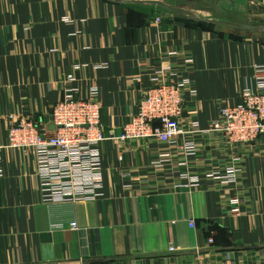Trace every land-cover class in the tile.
Here are the masks:
<instances>
[{
    "label": "crops",
    "instance_id": "0c3cea01",
    "mask_svg": "<svg viewBox=\"0 0 264 264\" xmlns=\"http://www.w3.org/2000/svg\"><path fill=\"white\" fill-rule=\"evenodd\" d=\"M263 17L264 0H0V264H264V137L232 147L207 132L264 66V36L250 26ZM165 66L195 92H185L178 145L102 143L103 196L43 204L35 154L6 148L5 119L53 131L68 91L97 89L103 131L119 136ZM192 140L189 158L181 147ZM235 160L236 183L205 179ZM183 174L200 188L180 187Z\"/></svg>",
    "mask_w": 264,
    "mask_h": 264
},
{
    "label": "built area",
    "instance_id": "2783aa9c",
    "mask_svg": "<svg viewBox=\"0 0 264 264\" xmlns=\"http://www.w3.org/2000/svg\"><path fill=\"white\" fill-rule=\"evenodd\" d=\"M185 63L190 65L193 60L187 59ZM179 70L173 66L157 70L154 84L146 91L136 115L123 126L119 136L106 135L103 131L97 89H92L83 99L77 97L76 91H68L52 109L53 131L45 130L33 119L9 115L5 119L6 148L35 154L41 202L52 205L101 198L104 189L102 143L157 140L177 146L184 134L185 92L195 95L190 89V78ZM239 98L238 104L221 107L217 119L207 130L221 134L232 147L251 144L264 137V66L254 69L250 83ZM192 126L194 132H200L198 122L194 121ZM181 149L187 157H194L198 143L188 141ZM169 157L160 156L155 164L162 167L170 161ZM119 160H123L122 154ZM235 162L223 171L206 173L205 179L222 185L236 183L241 168L239 161ZM130 175L128 171L123 172L124 177ZM181 178L186 184L180 187L190 190L198 189L202 184V178L197 175L183 174ZM231 211L236 213L238 209L235 207ZM190 226L194 227L193 221ZM69 228L72 231L79 229L76 222ZM209 242L214 243L212 239ZM170 251L175 252L176 248L171 246Z\"/></svg>",
    "mask_w": 264,
    "mask_h": 264
},
{
    "label": "rangeland",
    "instance_id": "374dc122",
    "mask_svg": "<svg viewBox=\"0 0 264 264\" xmlns=\"http://www.w3.org/2000/svg\"><path fill=\"white\" fill-rule=\"evenodd\" d=\"M163 11H165V10H163ZM218 16H221V13H218ZM250 26H251V28L256 29L255 32L251 33V35L264 36V17L263 18H259V20L255 21ZM238 31L239 30H235V33L238 34L239 33Z\"/></svg>",
    "mask_w": 264,
    "mask_h": 264
},
{
    "label": "water",
    "instance_id": "95a60500",
    "mask_svg": "<svg viewBox=\"0 0 264 264\" xmlns=\"http://www.w3.org/2000/svg\"><path fill=\"white\" fill-rule=\"evenodd\" d=\"M148 3L151 4V5H155V6L161 7L163 9L167 10V11H170V12L178 14V15H183L184 14V11L182 9L168 6V5H166V4L162 3V2H159V1H150Z\"/></svg>",
    "mask_w": 264,
    "mask_h": 264
}]
</instances>
